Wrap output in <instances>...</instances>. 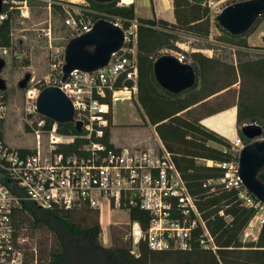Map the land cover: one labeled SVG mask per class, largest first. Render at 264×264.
<instances>
[{
    "label": "trees",
    "instance_id": "trees-1",
    "mask_svg": "<svg viewBox=\"0 0 264 264\" xmlns=\"http://www.w3.org/2000/svg\"><path fill=\"white\" fill-rule=\"evenodd\" d=\"M87 1L97 12L91 14L95 20L121 18L126 25L132 20L138 22L137 103L171 153L217 248L213 253L201 248L193 239L190 250H152L140 239L133 252L131 241H126L120 230H113L111 245L103 246L99 241L101 228L95 210L86 207L46 209L25 201L16 210L15 220L19 233L30 237L43 234L44 244H39L37 252L38 264H264V221L257 239L243 242L241 235L256 216V210L242 205L235 189L214 185L213 181L223 176L222 168L196 162L197 159L214 162L232 159L231 141L203 126L200 120L204 116L236 106V126L257 123L264 136V46L254 47L247 43V37L264 14L240 35H231L216 23L220 35L215 39L231 48L229 55L216 54L215 48L209 44L196 48L212 50L211 56L201 50L185 53L187 59L184 62L194 69L196 81L191 88L174 94L155 81L153 62L162 54V49L184 53L176 45L182 42L181 34L208 39L211 20L208 7L203 5L204 0H172L173 23L165 19L136 18L133 3L119 5L118 0L104 3ZM7 6L3 4V10ZM52 10L55 14H63L55 4H52ZM14 14V11L10 12L0 24V47L12 45L10 34ZM28 64V60H23V65ZM43 118L46 130L55 124L58 135L78 134L72 122L55 123ZM109 122L111 127V116ZM25 129L29 130L27 125ZM239 129V138L244 144L248 143ZM102 140L112 146L108 128ZM80 143V140H75L59 144L58 151L77 152ZM17 150L30 152L26 148ZM257 176L264 183V169ZM149 218L148 212L142 209L133 208L129 212L130 221L139 223L142 230L147 228ZM199 232L200 228H197L193 238ZM26 251L32 260L33 253H29L28 246Z\"/></svg>",
    "mask_w": 264,
    "mask_h": 264
},
{
    "label": "built area",
    "instance_id": "built-area-1",
    "mask_svg": "<svg viewBox=\"0 0 264 264\" xmlns=\"http://www.w3.org/2000/svg\"><path fill=\"white\" fill-rule=\"evenodd\" d=\"M227 0H204L213 20L226 6ZM49 16L52 4L63 12L62 21L71 36L91 29L96 21L87 0H46ZM7 8L1 10L0 24L14 10L28 17V0H3ZM101 15V14H98ZM114 24L123 31V42L112 52L107 64L93 71L74 69L63 76V55H51L50 76L40 87L34 85L23 89L27 112L36 115L31 121L35 147L21 153L9 147L3 139L7 104L0 94V264H38L37 250L33 259L27 255L28 236L19 233L15 212L22 203L30 201L46 209H76L86 207L100 215L102 207L109 211L130 212L138 208L148 212V226L142 230L139 223L132 222L130 234L133 246L140 239L152 250H190L192 241L215 253L217 246L196 206L194 197L175 165L171 153L159 142L158 148L109 146L102 139L106 129L110 132L109 116L117 101H137V25L136 20L127 25L121 18ZM47 36H50L48 28ZM11 47H0L6 55ZM175 55L180 61L187 59L185 53ZM126 80L132 86L125 85ZM56 86L70 100L73 119L81 122L77 135H58L55 124L46 130L45 120L37 112L36 101L40 91ZM48 135V148L41 144L40 135ZM260 139H264L262 135ZM80 140L77 152L58 151L59 144ZM85 140V141H84ZM111 142V141H110ZM232 159L224 162L206 160L207 166L223 169V176L213 181L226 189H235L241 204L256 210L260 226L264 221V203L257 200L244 186L239 176L238 155L244 146L236 137L231 141ZM226 152V148H223ZM210 183V181H207ZM206 186V184L204 185ZM213 189V188H212ZM223 215V212H219ZM200 228L194 237V231Z\"/></svg>",
    "mask_w": 264,
    "mask_h": 264
},
{
    "label": "rangeland",
    "instance_id": "rangeland-1",
    "mask_svg": "<svg viewBox=\"0 0 264 264\" xmlns=\"http://www.w3.org/2000/svg\"><path fill=\"white\" fill-rule=\"evenodd\" d=\"M28 17L20 16L14 10V18L11 27V49L6 55L0 53V58L5 60V66L0 71V77L6 83V90L0 91L7 104V112L4 121L3 139L12 148H26L32 150L35 147L33 124L31 121L36 115L27 112V103L24 98L23 89L18 87V83L26 73H30L31 78L27 86L34 85L40 87L44 79L50 76L51 55H63L65 46L72 38L70 29L63 24L62 15L55 14L51 9L49 16L46 0H28ZM245 0H227L226 5ZM10 2V0H7ZM134 4L136 18H156L173 19L172 0H132L124 2L118 0V4ZM173 17V18H172ZM216 19L211 20L210 34L208 39H198L192 36L180 35L182 42L177 43V47L184 53L201 50L208 55L213 51L207 48L197 49V46L211 45L215 48L216 54L227 56L230 47L219 44L216 37L220 35L216 27ZM50 28V36H47ZM264 32V18L257 23L255 31L249 35V42L252 44H262ZM161 53L179 55V51L162 49ZM23 60H28V65H23ZM236 87V86H235ZM228 101L231 98H227ZM110 139L115 145H126L128 148L146 147L158 148L159 142L155 136V130L144 117L143 111L136 100L132 102L117 101L113 105L111 115ZM28 126L29 130L25 129ZM240 127H237L239 129ZM238 137V133H237ZM43 149L48 148V135H40ZM140 143H137V142ZM230 141V140H229ZM137 143V144H134ZM211 145L220 147L216 143L209 142ZM137 145V146H136ZM197 163L205 164V159H197ZM206 165V164H205ZM101 233L99 241L103 246H110L112 243V231L120 230L126 241H131V249L134 252L136 247L132 243L130 234L132 222L126 211H109L105 207L100 210L98 216ZM260 230V221L253 217L241 235L243 242H251L257 239ZM43 241V234L37 233L35 236H28V251L33 253L35 248L38 252L39 244ZM43 243V242H42ZM44 244V243H43ZM214 253V252H213ZM216 253V251H215Z\"/></svg>",
    "mask_w": 264,
    "mask_h": 264
},
{
    "label": "water",
    "instance_id": "water-1",
    "mask_svg": "<svg viewBox=\"0 0 264 264\" xmlns=\"http://www.w3.org/2000/svg\"><path fill=\"white\" fill-rule=\"evenodd\" d=\"M99 3L113 0H93ZM3 0H0V13ZM264 14V0H245L226 5L215 17L218 25L231 35H240L249 30L259 16ZM122 29L104 18L97 19L91 29L73 36L65 46L62 79H66L74 69L93 71L107 64L112 52L119 49L123 42ZM0 58V71L5 66ZM153 76L160 87L180 93L191 88L196 81L194 69L187 62L180 61L170 53L161 54L153 62ZM26 73L18 83L24 89L30 80ZM131 80L125 85L132 86ZM6 90V83L0 77V91ZM37 112L55 123L73 122V107L63 91L56 86L43 88L36 101ZM81 122L75 121L74 128L81 130ZM240 133L249 142L239 151L238 172L246 189L260 202L264 203V183L258 179V172L264 169V139L262 127L257 123H248L240 127Z\"/></svg>",
    "mask_w": 264,
    "mask_h": 264
},
{
    "label": "crops",
    "instance_id": "crops-1",
    "mask_svg": "<svg viewBox=\"0 0 264 264\" xmlns=\"http://www.w3.org/2000/svg\"><path fill=\"white\" fill-rule=\"evenodd\" d=\"M167 21L173 23V22H175V19L174 18L173 19L169 18V19H167ZM256 28H257V26H256ZM256 28L253 31H255ZM249 37L250 36L247 37V43L250 46H254V47H256V46L257 47L258 46H264V32H261V37L263 38V41H262V44H260V45H256V44L250 43L249 42ZM208 56H211V53L208 54ZM146 120H147V118H146ZM200 123L203 126H205L206 128H208L210 130H213L214 132L220 134L221 136L227 138L230 141H233L237 137L236 106H232L230 108H227L225 110H222V111L217 112V113L212 114V115L204 116V117L201 118ZM151 127L154 128L153 125H151ZM154 130H155V128H154ZM155 136H156L158 142H161V140L159 139L156 131H155ZM110 141H111V139H110ZM111 143H112V141H111ZM137 143H140V142L138 141ZM137 143H134V144H137ZM112 144H114V143H112ZM115 146L124 147L126 145H115Z\"/></svg>",
    "mask_w": 264,
    "mask_h": 264
},
{
    "label": "bare ground",
    "instance_id": "bare-ground-1",
    "mask_svg": "<svg viewBox=\"0 0 264 264\" xmlns=\"http://www.w3.org/2000/svg\"><path fill=\"white\" fill-rule=\"evenodd\" d=\"M74 1H77V0H74ZM121 1H124V2H130L132 0H121Z\"/></svg>",
    "mask_w": 264,
    "mask_h": 264
}]
</instances>
